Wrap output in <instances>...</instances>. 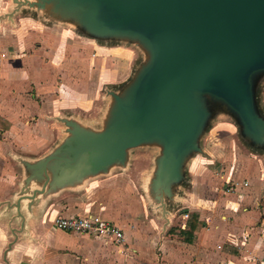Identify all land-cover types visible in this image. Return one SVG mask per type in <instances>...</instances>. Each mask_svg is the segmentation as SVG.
<instances>
[{"label": "water", "instance_id": "95a60500", "mask_svg": "<svg viewBox=\"0 0 264 264\" xmlns=\"http://www.w3.org/2000/svg\"><path fill=\"white\" fill-rule=\"evenodd\" d=\"M64 1L80 7L76 12L88 32L137 36L150 57L125 96L116 97L104 131L64 119L70 135L54 151L25 164V182L39 184L21 189L14 203L18 210L24 198L111 171L126 162L129 148L152 140L162 146L152 180L155 192L160 187L155 197L162 200L161 194H169L167 182L180 177L185 156L198 150L207 114L203 94L227 104L244 136L264 144V117L254 93L256 78L264 75V0ZM113 176L121 175L113 171L103 178ZM160 204L164 210L165 202ZM159 219L162 229L172 224L165 213Z\"/></svg>", "mask_w": 264, "mask_h": 264}, {"label": "rangeland", "instance_id": "374dc122", "mask_svg": "<svg viewBox=\"0 0 264 264\" xmlns=\"http://www.w3.org/2000/svg\"><path fill=\"white\" fill-rule=\"evenodd\" d=\"M79 8L64 0H0V36L15 37L9 43L2 42L0 65L13 63L24 67L30 75L24 77L31 78L27 82L30 90L21 92L28 99V105L23 102L30 115L28 122L41 121L33 107L51 104L54 108L52 112L47 110L45 122H40L49 133L44 150L48 153L70 135L64 119L78 121L95 132L104 131L106 116L116 108V97L125 96L150 57L149 49L137 36L88 32L82 13L76 12ZM11 54L26 57L11 60ZM69 73L71 77L67 76ZM79 73L84 75L79 77ZM68 78L73 83L74 78H79L78 85L83 89L73 93L62 84ZM254 93L257 109L264 117V75L256 78ZM2 97L6 96L1 94ZM200 100L207 114L196 139L198 150L185 156L180 177L167 182L169 194H161L165 197L162 200L155 197L160 195V187L155 192L152 185L162 149L155 140L129 148L126 162L112 166L111 171L87 175L51 194L67 191L82 200H93L99 195V180L117 171L122 178H128L149 215L159 218L165 213L172 219V225L179 227L182 217L199 205L201 221L209 217L211 226L217 222L226 224V231L237 233L236 243L243 239L248 243L254 234L255 244L263 251L264 144L254 145L249 136H244L237 115L227 104L207 94ZM41 157H20L18 164L27 173L25 164H33ZM230 172L233 176L226 178ZM234 181L247 182L246 188L238 190L242 198L237 197V190L228 187ZM160 200L165 202L164 210ZM252 211L253 219L241 220L244 213L250 216ZM160 225L158 221L157 229ZM236 225L241 231L234 228Z\"/></svg>", "mask_w": 264, "mask_h": 264}, {"label": "crops", "instance_id": "0c3cea01", "mask_svg": "<svg viewBox=\"0 0 264 264\" xmlns=\"http://www.w3.org/2000/svg\"><path fill=\"white\" fill-rule=\"evenodd\" d=\"M13 39L9 35L0 36V48L3 41L9 43ZM9 56L11 60L26 57ZM27 76L30 75L24 67L13 63L0 65V95L9 97L0 98V126L5 125L0 127V264H264V250L258 249L254 234L248 243L244 239L236 243L237 233L226 231L222 222L211 226L209 217L201 221L198 216L191 240H185L181 231L189 229V215L198 214L199 205L182 217L179 227L171 224L169 228L157 229L158 216L146 212L141 198L121 176L100 179L99 195L90 201L67 191L54 195L44 191L32 200H20L18 210L14 203L21 189L32 190L39 184L25 182L26 171L18 164V158H37L48 153L44 150L49 133L43 123L46 111H54L51 104L33 107L41 121H27L30 115L23 102L28 105V99L21 96V92L30 90L27 82L31 78L24 79ZM78 79L74 78L73 83L68 78L62 84L77 93L83 89ZM229 174L226 178L233 176L232 172ZM232 183L237 192L247 186L245 181ZM237 197L242 198L243 194L238 192ZM89 209L99 211L121 227L127 252H120L110 239L67 232L53 227L49 221L56 215L68 216ZM250 213V216L244 213L241 220L253 219L255 213ZM237 225L234 228L241 231Z\"/></svg>", "mask_w": 264, "mask_h": 264}, {"label": "built area", "instance_id": "2783aa9c", "mask_svg": "<svg viewBox=\"0 0 264 264\" xmlns=\"http://www.w3.org/2000/svg\"><path fill=\"white\" fill-rule=\"evenodd\" d=\"M235 183L228 187L232 189ZM52 226L67 232L95 235L110 239L120 252H127L124 247V234L114 221L103 217L99 211L88 210L68 216L56 215L51 219ZM226 264V263H223Z\"/></svg>", "mask_w": 264, "mask_h": 264}, {"label": "trees", "instance_id": "16d2710c", "mask_svg": "<svg viewBox=\"0 0 264 264\" xmlns=\"http://www.w3.org/2000/svg\"><path fill=\"white\" fill-rule=\"evenodd\" d=\"M197 217L198 214L195 212L190 213V217H189V229L185 230V231H181V234L183 235V238L187 241L191 240L192 237V230L196 227L197 225Z\"/></svg>", "mask_w": 264, "mask_h": 264}]
</instances>
